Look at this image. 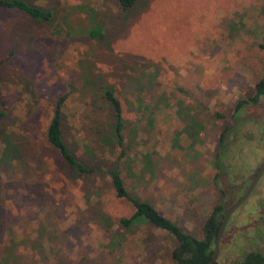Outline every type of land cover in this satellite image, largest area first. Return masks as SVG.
Instances as JSON below:
<instances>
[{"label":"rangeland","instance_id":"1","mask_svg":"<svg viewBox=\"0 0 264 264\" xmlns=\"http://www.w3.org/2000/svg\"><path fill=\"white\" fill-rule=\"evenodd\" d=\"M24 1L52 19L0 8V264H173L169 234L120 223L133 208L114 196L109 172L196 238L205 211L241 196L264 158V102L221 149L217 137L264 76V0H138L126 12L117 0ZM87 24L98 36L77 33ZM140 75L152 88L129 83ZM106 85L125 122L120 157ZM67 93L62 140L87 174L44 136ZM251 243L264 245V171L228 218L215 262Z\"/></svg>","mask_w":264,"mask_h":264},{"label":"trees","instance_id":"2","mask_svg":"<svg viewBox=\"0 0 264 264\" xmlns=\"http://www.w3.org/2000/svg\"><path fill=\"white\" fill-rule=\"evenodd\" d=\"M137 1L138 0H117V4L122 12H126L131 9ZM0 8L17 11L34 21L46 23L50 22L52 19V12L50 10L33 6L24 0H0ZM63 26L68 36L75 35L76 30H74L71 25L63 23ZM77 33L86 35L89 38H93L95 35L98 36L96 28H90L88 24L80 31H77ZM259 47L264 51V43ZM3 61L4 59H0V63ZM143 78V75H140L136 77V79L133 78V80L130 79L128 81L132 85L138 86L140 90L152 88L154 85L152 82L153 77L151 75L148 78L145 77L144 81ZM68 89L69 92L73 90L71 85L68 86ZM100 90L105 102L111 110V134L113 137V144L118 149L115 156L120 157L123 156V142L125 137V122L121 116V106L114 95L112 86L106 85L101 87ZM68 95V93L63 94L54 99L51 117L45 129L44 136L46 142L57 151L70 170L79 174H87L90 173V170L75 159L62 140L61 118ZM262 102H264V76L255 82L250 96L239 99L233 105L230 125L222 127L218 133L217 144L219 149L223 148L226 136L229 132L236 133L243 124L249 122L250 119L246 116L249 107L256 108V106L262 104ZM141 103L142 101L138 104V109H141ZM4 116V112L0 108V120L4 118ZM220 155V152L216 153V159H220ZM215 166L220 169L217 163ZM219 171L221 172V169ZM217 175L218 174H216V176ZM109 180L114 191V196L118 199L127 201L133 208V213L128 219L120 220L122 225H128L132 221L141 220L169 234L176 243L171 253L173 264H206L210 260L213 254L214 240L224 215V207L221 202L216 204L209 211L204 212L206 213V218L202 222L200 228V237L196 238L180 230L173 222L156 211L149 202L132 198L127 193L125 183L117 170L109 172ZM251 246L252 248H250V250L242 251L235 257L229 256L231 258H228L225 262L220 264H264V245L261 248L259 244L255 246L251 243ZM214 264L218 263L215 262Z\"/></svg>","mask_w":264,"mask_h":264},{"label":"water","instance_id":"3","mask_svg":"<svg viewBox=\"0 0 264 264\" xmlns=\"http://www.w3.org/2000/svg\"><path fill=\"white\" fill-rule=\"evenodd\" d=\"M264 170V158L262 160V162L260 163L259 167L257 168V170L255 171V174L253 175V177L251 178V181L249 183V185L247 186V188L245 189L244 193L236 200L234 201L224 212V215L222 217L221 223L219 225L215 240H214V246H213V254L210 258V260L206 263V264H214L218 255V245H219V239L221 237V234L223 232V229L225 227V224L228 220V218L230 217V215L233 213V211L242 203L246 200V198L248 197L249 193L251 192V190L253 189V187L255 186L256 182L258 181V179L260 178L262 172Z\"/></svg>","mask_w":264,"mask_h":264},{"label":"flooded vegetation","instance_id":"4","mask_svg":"<svg viewBox=\"0 0 264 264\" xmlns=\"http://www.w3.org/2000/svg\"><path fill=\"white\" fill-rule=\"evenodd\" d=\"M258 167H259V166H258ZM263 171H264V170H263ZM262 173H263V172H262ZM254 174H255V173H254ZM254 174H253V175H254ZM261 175H262V174H261ZM252 177H253V176H252ZM258 180H259V179H258ZM250 181H251V180H250ZM257 182H258V181H257ZM257 182H256V183H257ZM249 183H250V182H249ZM248 185H249V184H248ZM248 185H247V186H248ZM255 185H256V184H255ZM254 187H255V186H254ZM254 187H253V188H254ZM246 188H247V187H246ZM246 188H245V189H246ZM245 189H244V191H245ZM252 190H253V189H252ZM252 190H251V192H252ZM244 191L242 192V194L244 193ZM251 192L249 193L248 197L251 195ZM242 194H241V195H242ZM248 197H247V198H248ZM247 198H246V199H247ZM242 203H243V202H242ZM233 212H234V211H233ZM230 216H231V215H230Z\"/></svg>","mask_w":264,"mask_h":264}]
</instances>
